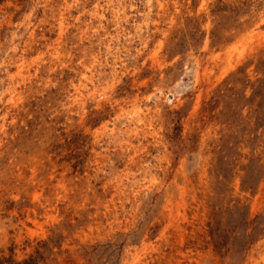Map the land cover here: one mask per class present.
Returning a JSON list of instances; mask_svg holds the SVG:
<instances>
[{
  "label": "rangeland",
  "instance_id": "374dc122",
  "mask_svg": "<svg viewBox=\"0 0 264 264\" xmlns=\"http://www.w3.org/2000/svg\"><path fill=\"white\" fill-rule=\"evenodd\" d=\"M29 259L264 264V0H0V262Z\"/></svg>",
  "mask_w": 264,
  "mask_h": 264
},
{
  "label": "trees",
  "instance_id": "16d2710c",
  "mask_svg": "<svg viewBox=\"0 0 264 264\" xmlns=\"http://www.w3.org/2000/svg\"><path fill=\"white\" fill-rule=\"evenodd\" d=\"M9 262V261H8ZM34 262V259H29L27 262L23 263V264H31ZM0 264H2V261L0 262ZM8 264H13L12 262H9Z\"/></svg>",
  "mask_w": 264,
  "mask_h": 264
}]
</instances>
